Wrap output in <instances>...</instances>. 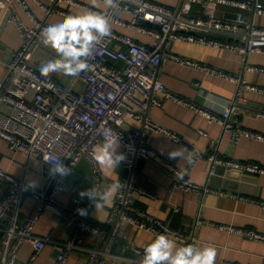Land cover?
<instances>
[{"label": "built area", "instance_id": "built-area-1", "mask_svg": "<svg viewBox=\"0 0 264 264\" xmlns=\"http://www.w3.org/2000/svg\"><path fill=\"white\" fill-rule=\"evenodd\" d=\"M16 1L30 18L31 25H26L14 14L7 20V23L16 26L21 37V46L6 63L7 78L0 82V138L7 142L11 150L25 152L29 159L34 158L41 162L45 185L42 188H33L25 180H18L0 168V178L9 184L7 194L0 200V231L4 233V251L0 264H19V251L25 244L32 245L35 254L30 261L22 264H31L46 248L48 240L34 234L35 226L46 210L62 217L68 214L70 210L60 204L57 197L68 190L77 195L78 188L68 185L67 181L76 174L82 161L89 164L94 185L97 188L103 185L105 175L95 159V153L104 143L102 133L105 131L114 137V144L121 145L120 154L124 159L119 164L124 169H131L137 158L158 163L171 174L173 181L169 188L170 194L176 191L201 196L213 193L222 197L244 199L235 194L219 192L208 183L205 186L194 184L172 160L146 144L141 130L126 129L125 120H136L143 123L144 128L164 133L177 144H181L182 140L177 134L157 126L147 115L150 108L162 107L164 102L172 100L206 117L211 123L221 125L224 132L230 133L236 143L242 138L264 143L263 134L245 128L236 118L232 119L239 115L236 103L222 113H215L173 93L158 79L159 67L165 61L172 60L234 82L238 94L249 90L264 95V88L250 85L243 75L229 74L168 51L175 43L229 50L246 63L245 72L264 73V68L248 64L251 54H264V27L246 16L249 11L253 15L264 16L262 0H182L181 7L177 9L150 0H117L116 7H106V10L95 8L80 0H50L51 5H42L45 19H39L33 14L26 0ZM97 1L103 3V0ZM0 4L3 8H9L2 0ZM195 4L204 6L203 14H193ZM71 7L107 15L110 18L111 33L94 50L89 59L90 70L76 77L65 76L63 73L42 76L34 63L35 52H55L41 43V32L50 25L49 19L54 14L61 17L75 14L69 10ZM217 7L234 9L236 18L218 16L215 12ZM125 16L129 19H125ZM142 22L151 23L154 27ZM112 26L132 29L150 36L154 40L153 45L139 43L132 37L113 30ZM196 87L201 88V84L196 83ZM210 146L213 154L209 156L190 148L191 167L201 161H207L211 165L243 173L264 175V166L261 164L220 157L217 140H211ZM56 158L70 169L67 175L53 174L50 171L52 162L44 160ZM212 175L213 171L210 170L209 179ZM135 183H130L124 178L118 183L120 187L116 190L108 225L113 226L116 220L118 223H115L110 239L118 238L117 229L121 224H129L153 237L166 234L180 246L196 245L194 236L136 207V193L154 201L161 199L145 186ZM27 197L35 200L36 208L33 214L21 222L20 212ZM94 203L87 198L80 208L85 210L86 214L82 215L78 211L69 237L56 243L55 264H67L69 257L76 250L87 251V264H106V252L85 249L82 246L85 235L99 237L104 231L101 225L91 219ZM4 221L9 224L6 228L2 227ZM202 224L203 221H197V225ZM212 225L250 241L264 243V234L256 230ZM133 249L137 258L129 260L127 264H141L144 250L134 247ZM215 264L236 263L215 261Z\"/></svg>", "mask_w": 264, "mask_h": 264}, {"label": "crops", "instance_id": "crops-1", "mask_svg": "<svg viewBox=\"0 0 264 264\" xmlns=\"http://www.w3.org/2000/svg\"><path fill=\"white\" fill-rule=\"evenodd\" d=\"M7 7L0 4V82L7 78L8 70L6 63L11 59L12 54L21 46V37L14 24L7 23L8 17L16 15L26 25H31V20L16 0H2ZM33 14L39 19H45V12L42 5H51L50 0H26ZM91 6L106 10V6L96 0H80ZM151 2L164 5L168 8L177 9L182 5V0H150ZM264 3V0H262ZM69 10L75 14L84 11L71 7ZM204 6L195 4L193 14L201 15ZM216 14L227 19H235L234 9L217 7ZM246 16L256 24L264 27V16L253 15L251 11ZM129 19L128 16L124 17ZM63 17L54 14L49 23H57ZM112 29L132 37L139 43L152 46L154 40L147 35L135 30L112 26ZM172 54L193 62L225 71L229 74L243 75L250 85L264 88V73L255 74L244 71L245 62L235 52L220 50L206 46H199L187 43H175L168 48ZM35 65L40 69L43 62L54 58L55 54L48 51L37 50L35 52ZM248 64L264 68V54L254 53L248 57ZM55 75V73H51ZM158 79L173 93L196 103L199 107L211 110L215 113H222L237 104L239 115L237 119L245 128L264 135V95L257 92L243 90L238 94L237 85L234 82L209 75L201 70L181 65L172 60L165 61L158 72ZM201 84V88L196 87ZM148 117L157 126L175 133L181 138L182 143L177 144L173 139L164 133L150 131L144 128L143 123L126 118V129H139L143 132L146 144L157 150L164 157L168 152L177 147L187 149L186 159H170L176 166L185 172L187 177L196 185L205 186L207 183L219 192L235 194L244 199H233L222 197L219 194H207L204 196L176 191L169 193L173 176L167 173L160 164L146 162L137 171L134 182L145 186L155 193L161 201H154L140 194H135V205L138 209L163 221H168L174 228L182 229L185 233L194 236L197 240L196 246L213 245L217 250L216 262H229L236 264H264V243L250 241L238 234L219 230L212 224L227 227L253 229L264 234V175L258 180L245 182L241 174L232 170L223 177L209 179L211 164L201 161L196 166H190L192 150L200 151L205 156L213 154L210 146L211 140L219 142V156L222 158L235 159L243 162H255L264 166V143L248 138H242L239 142L232 140L231 134L224 132L221 125L211 123L206 117L197 114L172 100L164 102L162 107H152L147 113ZM186 144L188 148L184 145ZM117 146L116 153H121V145ZM191 148V149H190ZM105 175V181L100 188L94 185L90 179L92 175L89 164L80 166L78 174L70 177L67 184L78 188L77 195L66 191L57 197V201L70 211L62 217L50 210L44 211L38 224L35 226L34 234L48 240L46 248L31 264H55L57 258L56 243L65 241L72 232L74 218L78 210L85 204L87 196L82 197V192L92 190L96 195L91 219L104 228L103 234L99 237L85 235L82 246L85 249H96L106 252V264H127L129 260L136 259L137 254L134 248L143 249L154 239V237L129 224H121L117 232L116 240L110 239V232L114 225H108L111 210L113 207L116 191L111 194L108 189L113 184H118L124 177L122 165L113 170L101 165ZM0 168L17 178L25 180L33 188H42L45 185V178L42 174V164L36 159H29L22 151H13L7 142L0 138ZM9 184L0 178V200L7 194ZM107 195L106 199H103ZM99 205V206H97ZM36 202L33 198H25L21 212L20 221L33 214ZM203 221L197 225V221ZM7 221L2 224L3 228L8 227ZM124 237H126L124 239ZM177 246L180 244L176 243ZM4 233L0 231V257L4 251ZM35 254L32 245L25 244L19 251V264L30 261ZM88 253L85 250H76L69 257L67 264H87Z\"/></svg>", "mask_w": 264, "mask_h": 264}, {"label": "clouds", "instance_id": "clouds-1", "mask_svg": "<svg viewBox=\"0 0 264 264\" xmlns=\"http://www.w3.org/2000/svg\"><path fill=\"white\" fill-rule=\"evenodd\" d=\"M93 5L96 0H92ZM106 7L117 6V0H103ZM111 33L110 18L96 11H86L77 14H68L57 23L45 27L41 32V43L55 52V57L43 62L40 66L42 76L51 73H63L65 76L76 77L82 72L90 70L89 59L102 40ZM104 143L95 153V159L99 164L112 168L124 159L123 155L116 153L118 145L114 146V137L110 132L102 133ZM187 149L177 147L168 152L170 159H186ZM52 162L50 171L61 176L70 172L59 158L44 159ZM120 187L113 184L107 194L115 192ZM93 202L96 201L95 193L90 190L81 193ZM107 195L103 197L106 199ZM99 206V205H97ZM80 214H86L85 210H78ZM217 250L213 245L198 247L195 244L177 246L166 234H157L144 248V256L141 264H215Z\"/></svg>", "mask_w": 264, "mask_h": 264}, {"label": "water", "instance_id": "water-1", "mask_svg": "<svg viewBox=\"0 0 264 264\" xmlns=\"http://www.w3.org/2000/svg\"><path fill=\"white\" fill-rule=\"evenodd\" d=\"M234 17H236V15ZM142 24L154 27V25H152L151 23H148V22H142ZM156 28H158V27H156ZM149 110H148V112H149ZM146 162H147L146 160H137V158H136L133 162L131 169H124V177L123 178L128 179L130 183L134 182V178H135L137 171H139L146 164ZM85 163L87 164L86 161H82L79 164L76 174H78V172L80 170V166L82 164H85ZM211 170L213 171V175L211 176V180H212L214 178L218 179V177L221 178V177L225 176V174H227V176H228V173H226L227 172L226 170H231V169H227L223 166L211 165ZM232 171H234L238 174H241V179H242V181H245V182L255 183L258 180V178L260 177L259 174L243 173V172L236 171V170H232ZM76 174H74V175H76ZM90 179L93 181V175H90ZM111 235H112V231L110 232L109 236L111 237Z\"/></svg>", "mask_w": 264, "mask_h": 264}]
</instances>
